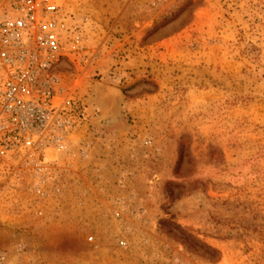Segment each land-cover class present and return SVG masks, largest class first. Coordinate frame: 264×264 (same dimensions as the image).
Returning a JSON list of instances; mask_svg holds the SVG:
<instances>
[{
    "label": "rangeland",
    "instance_id": "rangeland-1",
    "mask_svg": "<svg viewBox=\"0 0 264 264\" xmlns=\"http://www.w3.org/2000/svg\"><path fill=\"white\" fill-rule=\"evenodd\" d=\"M56 2L54 72L81 122L66 153L44 156L57 172L43 193L0 178V251L16 264H264V0Z\"/></svg>",
    "mask_w": 264,
    "mask_h": 264
},
{
    "label": "built area",
    "instance_id": "built-area-1",
    "mask_svg": "<svg viewBox=\"0 0 264 264\" xmlns=\"http://www.w3.org/2000/svg\"><path fill=\"white\" fill-rule=\"evenodd\" d=\"M65 47L56 0L0 4V178L12 172L19 190L27 181L30 191L43 193V184L57 171L52 159L44 163L42 158L66 153L71 133L80 126L82 106L61 95L54 72ZM4 188L0 185V195ZM57 191L51 187L48 193ZM0 264L16 263L0 251Z\"/></svg>",
    "mask_w": 264,
    "mask_h": 264
},
{
    "label": "bare ground",
    "instance_id": "bare-ground-1",
    "mask_svg": "<svg viewBox=\"0 0 264 264\" xmlns=\"http://www.w3.org/2000/svg\"><path fill=\"white\" fill-rule=\"evenodd\" d=\"M108 97V96H107ZM111 98V97H110ZM50 155H48V156H46V157H44V158H42V161L43 162H46V161H49L50 160Z\"/></svg>",
    "mask_w": 264,
    "mask_h": 264
}]
</instances>
